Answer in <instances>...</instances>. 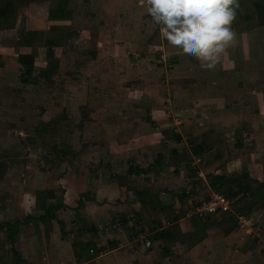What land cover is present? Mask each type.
<instances>
[{
  "label": "crops",
  "instance_id": "obj_1",
  "mask_svg": "<svg viewBox=\"0 0 264 264\" xmlns=\"http://www.w3.org/2000/svg\"><path fill=\"white\" fill-rule=\"evenodd\" d=\"M61 1L73 14L51 18L48 10L47 19L54 25L76 18L77 0H58L57 6ZM111 2V11H116L124 0ZM121 24L123 18L116 27L124 46L121 51L128 45L137 47L139 33ZM252 36L235 32L226 54L211 70L164 40L174 51L167 56L171 63L167 65L164 59L158 65L164 67L162 82L171 89L179 84L175 96L185 95L176 104L182 106L176 112L181 119L172 123L166 117L150 118L163 125L161 132L149 128L145 129L149 136L136 137L141 142L132 160L116 153L111 159L87 154L82 158L96 162L100 174L89 168L69 170L65 180L56 179L36 193L33 203L29 189L22 193L15 213L4 212V221L20 226L13 238H0V264H264V120L260 119L264 105L258 110L254 107L262 94L258 84H264V37H256L253 48ZM153 38L152 33L147 36L149 41ZM220 85L227 91L222 92ZM164 109H154L153 115ZM137 122L133 127L141 135L146 123L139 126ZM247 126L250 142L235 137ZM172 127L180 135L173 136ZM216 189L231 192L237 205L243 204L242 213L254 217L249 233L243 235L225 219L228 214H218L219 220L185 217L187 210ZM55 195L62 198L59 209L53 206L54 198H49ZM118 220L123 225L115 227ZM142 237L151 242L149 247Z\"/></svg>",
  "mask_w": 264,
  "mask_h": 264
},
{
  "label": "rangeland",
  "instance_id": "obj_2",
  "mask_svg": "<svg viewBox=\"0 0 264 264\" xmlns=\"http://www.w3.org/2000/svg\"><path fill=\"white\" fill-rule=\"evenodd\" d=\"M12 1L16 19L10 27L0 28V238L5 235L13 238L18 233L19 223L4 221L7 217L4 212L15 213L22 193L29 189L33 203L38 198L36 193L56 179L65 180L69 170L89 168L100 174L96 162L82 158L87 154L111 159L116 153L132 160L139 140L141 142L136 137L149 136L145 130L149 128L161 132L163 125L151 122L150 118L163 120L166 117L172 123L181 119L176 112L182 106L177 108L176 104L185 99L181 93L175 96L179 84L171 89L162 82L164 67H159L158 63L164 59L167 65L171 63L167 59L171 48L160 35L158 37L159 26L140 0H124L123 7L119 5L116 11H111V0H92L89 4L77 0L76 18L70 17V22L61 25L47 19L48 10H54L58 0ZM245 1L254 13L255 27L259 30L247 32L253 34L251 43L256 48V37H264V0ZM38 3L42 8H37ZM121 18L123 24L118 26L139 33L135 38L137 47L133 49L128 45L121 51L124 48L121 36L116 35ZM151 33L156 38L149 41L147 36ZM262 72L264 75V70ZM190 85L185 83V86ZM258 85L262 94L257 97L259 102L253 103L257 110L264 105V84ZM220 90L227 91L225 85H220ZM162 107L166 108L164 112L153 115L154 109L162 110ZM195 114L200 118L197 111ZM260 119L264 120V116L260 115ZM134 121L141 125L146 123L140 129L141 135L133 127ZM246 128L235 137H245V141L251 138L249 126ZM171 132L173 136L180 135L176 127H172ZM216 191L255 226L254 217L242 213L243 204L237 205L235 195ZM211 193L205 201L210 200ZM245 197L248 198L247 194ZM49 198H54L53 206L59 209L62 198L56 195ZM220 213L228 214L219 211L206 218L219 220ZM228 216L225 219L243 231V235L249 233L238 226L236 217ZM11 224L14 227H9ZM121 225V220L115 222V227ZM141 236L143 234L139 233L140 239Z\"/></svg>",
  "mask_w": 264,
  "mask_h": 264
},
{
  "label": "clouds",
  "instance_id": "obj_3",
  "mask_svg": "<svg viewBox=\"0 0 264 264\" xmlns=\"http://www.w3.org/2000/svg\"><path fill=\"white\" fill-rule=\"evenodd\" d=\"M160 36L185 55L214 69L234 41L239 0H140Z\"/></svg>",
  "mask_w": 264,
  "mask_h": 264
},
{
  "label": "trees",
  "instance_id": "obj_4",
  "mask_svg": "<svg viewBox=\"0 0 264 264\" xmlns=\"http://www.w3.org/2000/svg\"><path fill=\"white\" fill-rule=\"evenodd\" d=\"M24 3L28 2H41L45 0H24ZM240 9H238V15L235 22L232 25L234 32H248L255 28V16L252 9L246 3L245 0H239ZM12 0H0V28L10 27L13 21L16 19V9L13 6ZM65 2L61 1L56 9L51 10L50 17H61L62 19L69 14L66 8ZM15 18V19H14ZM7 23V24H6ZM30 73V70H27Z\"/></svg>",
  "mask_w": 264,
  "mask_h": 264
},
{
  "label": "built area",
  "instance_id": "obj_5",
  "mask_svg": "<svg viewBox=\"0 0 264 264\" xmlns=\"http://www.w3.org/2000/svg\"><path fill=\"white\" fill-rule=\"evenodd\" d=\"M235 209L236 208L232 206L231 202L222 193L215 190L211 193L209 201H204L197 206H193L185 212V217L204 219L207 215L215 214L219 211L228 212L230 216L237 218L239 227L245 228L246 230H252L254 226L250 221L251 219H247ZM142 239L144 240V244L146 246L149 247L151 245L149 240L144 237H142Z\"/></svg>",
  "mask_w": 264,
  "mask_h": 264
}]
</instances>
